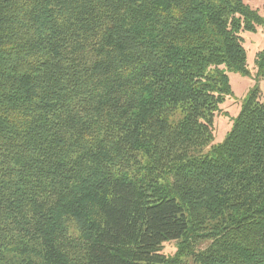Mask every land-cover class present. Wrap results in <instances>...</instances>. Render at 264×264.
Masks as SVG:
<instances>
[{
    "label": "trees",
    "instance_id": "trees-1",
    "mask_svg": "<svg viewBox=\"0 0 264 264\" xmlns=\"http://www.w3.org/2000/svg\"><path fill=\"white\" fill-rule=\"evenodd\" d=\"M259 27L246 0H0V264H264V93L211 146Z\"/></svg>",
    "mask_w": 264,
    "mask_h": 264
},
{
    "label": "rangeland",
    "instance_id": "rangeland-1",
    "mask_svg": "<svg viewBox=\"0 0 264 264\" xmlns=\"http://www.w3.org/2000/svg\"><path fill=\"white\" fill-rule=\"evenodd\" d=\"M246 2L258 10L261 16L264 17V0H246ZM244 46L247 50L248 74L245 75L239 72L229 73L233 95L226 98L220 106V111L215 116V137L211 146L221 144L227 139L246 98L255 90L259 93H264V78L258 77L256 67L257 55L264 50V28L259 27L256 33L247 32L244 36ZM211 146L206 148V150ZM177 249V242L169 243L164 246L163 253L171 257L176 254Z\"/></svg>",
    "mask_w": 264,
    "mask_h": 264
}]
</instances>
